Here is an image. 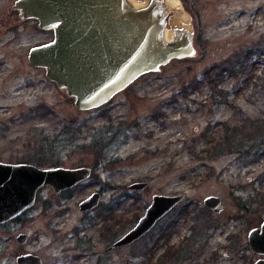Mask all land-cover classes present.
I'll return each mask as SVG.
<instances>
[{
  "label": "rangeland",
  "instance_id": "1",
  "mask_svg": "<svg viewBox=\"0 0 264 264\" xmlns=\"http://www.w3.org/2000/svg\"><path fill=\"white\" fill-rule=\"evenodd\" d=\"M15 1L0 0L9 27L0 31V160L93 172L62 193L42 187L30 210L0 224V264L24 253L44 264H159L169 249L164 264H254L248 234L264 220V0H197V54L90 110L29 63L31 47L54 33L21 19ZM139 181L148 185L130 187ZM95 191L99 205L82 211ZM157 193L185 197L139 240L109 249ZM211 195L223 210L205 206Z\"/></svg>",
  "mask_w": 264,
  "mask_h": 264
},
{
  "label": "water",
  "instance_id": "2",
  "mask_svg": "<svg viewBox=\"0 0 264 264\" xmlns=\"http://www.w3.org/2000/svg\"><path fill=\"white\" fill-rule=\"evenodd\" d=\"M13 8L21 19H35L41 29L54 31L52 40L31 47L29 63L44 68L47 78L73 98L79 110L100 107L142 75L197 54L189 18L173 0H16ZM170 12L175 14L172 28L167 25ZM92 172L88 166L41 167L0 160V224L30 210L42 187L61 193L89 179ZM147 185L139 181L130 187L140 190ZM184 197L154 194L136 224L109 249L140 239ZM100 200L101 193L95 191L80 202V209L93 210ZM204 204L215 211L224 208L216 195L206 197ZM17 238L25 243L28 235ZM248 241L256 254L264 255V220L249 231ZM17 264H43V259L24 253ZM255 264H264V258Z\"/></svg>",
  "mask_w": 264,
  "mask_h": 264
},
{
  "label": "flooded vegetation",
  "instance_id": "3",
  "mask_svg": "<svg viewBox=\"0 0 264 264\" xmlns=\"http://www.w3.org/2000/svg\"><path fill=\"white\" fill-rule=\"evenodd\" d=\"M174 2H179V4L181 5V7H182V9H183V12L185 13V15H186V17L187 18H189V21H190V23H191V25H192V28H193V31H194V38H193V40H194V45H195V47H196V43H195V39H197L196 38V30H195V22H194V18L196 17V15H197V13H196V3H197V0H173ZM18 11V10H17ZM19 12V11H18ZM20 15V14H19ZM175 16V14L173 13V12H170L169 14H168V16H167V25H168V27H170V28H172V22L171 21H173L172 20V18ZM194 23V24H193ZM194 26V27H193ZM9 29V27H8V25H0V31H2V30H8ZM53 33H54V31H53ZM54 38V37H53ZM52 40V39H51ZM48 41H50V40H48ZM48 41H45V42H48ZM11 42V39H8V42H7V44H9ZM45 42H43V43H45ZM40 44H42V43H40ZM38 45V44H37ZM197 46H198V44H197ZM197 49V48H196ZM175 60V59H174ZM129 87V86H128ZM112 100V99H111ZM12 163H28V162H12ZM68 190H71V189H68ZM68 190H65V191H68ZM65 191H63V192H65ZM62 193V192H61ZM139 219V218H138ZM124 235V234H123ZM122 236V235H121ZM120 236V237H121ZM120 237H117L116 239H114L110 244H109V246L110 245H112L118 238H120ZM139 240V239H138ZM109 246H108V248H109ZM118 248V247H117ZM253 250V249H252ZM254 252V251H253ZM255 253V252H254ZM256 254V253H255ZM258 257H257V259L255 260V262H254V264L259 260V259H261V258H264V255H260V254H256ZM43 264H44V262H43Z\"/></svg>",
  "mask_w": 264,
  "mask_h": 264
},
{
  "label": "trees",
  "instance_id": "4",
  "mask_svg": "<svg viewBox=\"0 0 264 264\" xmlns=\"http://www.w3.org/2000/svg\"><path fill=\"white\" fill-rule=\"evenodd\" d=\"M236 65H237V62H236ZM223 146V144H219L218 145V148H220V147H222ZM245 207H243V209H244ZM171 232L169 233V235H167V236H164V237H167V239H168V237H169V239H170V237H171ZM177 251V250H176ZM171 255H173V252H172V249H169V250H167L165 253H164V255H162L161 257V261H159L158 263L159 264H164V261L166 260V258H169V257H173V256H171Z\"/></svg>",
  "mask_w": 264,
  "mask_h": 264
}]
</instances>
